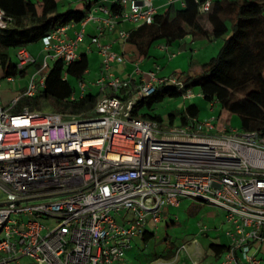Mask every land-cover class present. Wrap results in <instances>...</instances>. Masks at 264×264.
Listing matches in <instances>:
<instances>
[{
    "label": "built area",
    "instance_id": "built-area-1",
    "mask_svg": "<svg viewBox=\"0 0 264 264\" xmlns=\"http://www.w3.org/2000/svg\"><path fill=\"white\" fill-rule=\"evenodd\" d=\"M118 3L114 12L97 7L107 14L102 19L109 28L124 21L151 23L156 14L153 0ZM210 6L204 0L199 8L205 13ZM3 15L0 9V26ZM65 25L41 38V68L49 58L66 64L78 58L83 32L66 39ZM128 35L119 31L124 41ZM99 50L102 76L96 84L118 93L128 81L109 68L123 57L109 45L99 44ZM15 56L17 68L37 61L25 46ZM41 68L7 105L0 93V264H126L130 239L146 230L148 217L157 224L164 208L178 206L185 196L223 210L228 247L214 264H264L258 257L264 245V135L215 125L213 117L165 128L132 116L136 100L157 84L182 86L174 75L152 71L134 96H105L89 114L64 117L26 106L13 111L20 95L33 96L44 86L46 74L35 77ZM194 95L187 89L182 96ZM33 199L40 201L23 203ZM124 209L130 216L123 217ZM40 218L56 223L46 226ZM209 229L199 224L201 234ZM185 250L180 245L175 257Z\"/></svg>",
    "mask_w": 264,
    "mask_h": 264
},
{
    "label": "trees",
    "instance_id": "trees-1",
    "mask_svg": "<svg viewBox=\"0 0 264 264\" xmlns=\"http://www.w3.org/2000/svg\"><path fill=\"white\" fill-rule=\"evenodd\" d=\"M204 0H183V7L171 10L169 7L156 13L151 23H143L129 30L127 41L135 46L139 56H147L150 49L159 42L171 44L187 35L199 37H223L219 51L196 71L175 72L182 86L160 83L149 96L138 98L131 114L134 117L154 120L163 125L161 114L156 106L166 98L182 96L187 89L199 92L205 102L217 103L220 109L235 115L241 132H258L264 135V0H214L205 12L210 28L200 22L195 15L189 27L185 26V15L199 7ZM117 1L110 4L111 11H118ZM5 25L0 26V70L7 76H24L26 66L17 68L11 60L9 49L14 53L19 46H27L58 26L79 22L87 16L90 3L82 7L58 10L57 0H0ZM30 65V64H29ZM88 67L86 55L78 56L75 61L64 63L57 59L46 73L44 86L33 96L19 97L13 111L23 107L39 110L50 106L62 116L89 114L100 99L110 95L124 94L131 98L137 90L133 81L113 93L109 87L103 91L84 93L70 99L74 88L69 77L82 80ZM65 74V76H63ZM198 107L194 103L185 106L178 118V124L188 123L196 117ZM175 115L170 113L168 123L173 124ZM179 206V205H178ZM168 226L167 220H165ZM172 223V222H171ZM153 232L146 229L140 238L147 242ZM209 249L218 259L225 252L228 243L210 242Z\"/></svg>",
    "mask_w": 264,
    "mask_h": 264
},
{
    "label": "rangeland",
    "instance_id": "rangeland-1",
    "mask_svg": "<svg viewBox=\"0 0 264 264\" xmlns=\"http://www.w3.org/2000/svg\"><path fill=\"white\" fill-rule=\"evenodd\" d=\"M71 8H74V5H72ZM218 41L222 43L223 37L218 38ZM37 42L38 41L28 44V49L36 52L39 49V44ZM218 51L219 50L216 51L215 55ZM9 53L11 60L16 61L13 49H9ZM38 54H40V52ZM92 60V55H90L89 67H93L92 65L94 62ZM53 62L52 59H49V64L44 68H41L40 62L30 64L25 69V76L19 77V75H16L13 77V81L7 79L4 75H0L2 102L6 103V105L10 103L14 95L19 94L20 90L25 89L30 75L34 73L36 69L41 68L39 73L35 76L38 79L39 76L47 73ZM189 66L190 64L188 63L187 67L189 68ZM191 66L192 68L196 67L195 65ZM168 73L169 71H166L164 74ZM96 76L97 75H94V70L84 75L82 81L85 83L86 93L95 94L97 92L98 88L92 84L95 82ZM68 80L75 90V95H80L81 87L78 80L73 77H69ZM190 102V99H184L182 96L167 98L161 102L156 111L164 115L173 113L176 118H179L181 108ZM209 107V105L207 106V104H205L199 111V117H204L205 115L209 116L212 112L215 114L221 112L217 103L213 105V111H211ZM39 111L54 112L50 106L41 108ZM226 118H229V120L226 121ZM221 120L227 122L228 125L241 132L238 128V119L235 115H230L228 117V113L222 111ZM161 126L167 127L165 125ZM4 198L5 193L0 190V200ZM38 201H40V199L26 200L23 203L29 204ZM163 211V218L157 224H153L149 217L147 219L148 224L146 229L154 233L151 239L147 242H144L140 237H132V239H130V245L126 248L124 253L126 264H214L221 258L215 259L212 251L208 247L210 242L228 243V237L224 233L225 225L222 223L223 210L220 209V207L208 205L196 198L185 196L180 197L179 206H166ZM122 215L123 217H128L130 216V212L124 209L122 210ZM39 220L46 226H53L56 223L52 218H40ZM165 220L170 223L168 226ZM200 223H206L210 228L206 236L200 233ZM182 244L186 246V250L175 257L176 249ZM258 257L262 260V263H264V245H262ZM24 259L25 258H22L23 262Z\"/></svg>",
    "mask_w": 264,
    "mask_h": 264
},
{
    "label": "crops",
    "instance_id": "crops-1",
    "mask_svg": "<svg viewBox=\"0 0 264 264\" xmlns=\"http://www.w3.org/2000/svg\"><path fill=\"white\" fill-rule=\"evenodd\" d=\"M114 1L117 0H57L59 11L80 8L82 7L83 3H90V9L84 19L79 22H72L65 25L66 27L64 30V37L66 39H73L76 36L75 33L82 30V39L78 42V45L76 47L78 56L84 54L88 59V67L83 73L82 79L85 74H89L90 72H92V70H94V75L97 76L95 82L92 84L98 88L97 92L106 89H100V86L96 84L97 79L102 76L101 68L103 57L99 50V44L109 45L112 50L119 53L123 57V61L116 60L111 63V66L109 68V72L111 73V75L117 76L122 80L128 81L127 85L133 81L137 84V90L141 80L144 77L147 78V72L152 71L157 77H168L170 75H174L175 72H184L185 70L191 72L196 71L202 63L206 62L210 57H213L216 51L219 50L220 46L222 45V43L218 41V38L199 36L193 37L191 35H187L183 39L174 41L171 44H166L163 42L156 43L154 45L155 47L153 46V48L150 49L149 54L147 56H139L135 46L130 44L127 40L124 41L119 38V31L121 29H125L129 32V30L135 28L136 25L124 21L118 22L113 28H109L105 26L103 22L102 18H104L107 14L104 11L98 9L97 7L101 5L109 8L110 4H112ZM210 1L211 3L214 2V0ZM72 5H74V8H71ZM153 5L156 8V13H161L169 7L171 8V10L182 8L183 0H153ZM196 14L200 15L199 18L201 24L205 28H210L205 13L201 12L199 7H196L195 9L190 10L186 13L185 26H190ZM94 38L96 40H93ZM37 43L39 44V49L36 52L31 51L30 49H28V46H25L26 49L37 59L34 64L41 62L44 54L42 41L39 40ZM39 52L40 54H38ZM90 55H92L93 58V67H89ZM49 59L47 60V65L49 64ZM188 63L190 64L189 68L187 67ZM191 65H195L196 67L192 68ZM166 71H169V73L164 74ZM83 84L84 87L83 90L81 89L80 95L76 96L75 90L73 91L72 96L74 98L80 97L84 93H86L85 83L83 82ZM136 92L134 93V95L136 94ZM194 93L195 95L193 97L187 98L191 100L190 103H194L198 107L199 111L200 109H202V107L205 106V104H207V106H210V110L213 111L214 104L211 106L210 103H206L203 98L199 94H197L198 92L194 91ZM121 95L124 96L125 93ZM183 98L186 99V97ZM160 104L161 103L156 106V109ZM185 106L181 108V111L185 108ZM199 111L196 117H190L188 123L192 122L193 120L202 121L205 118L213 117V122L215 123V125H221L222 123L227 124V122H223L221 120L222 111L225 110L220 109L221 112H218L216 114L212 112L211 114H209V116L205 115L204 117H199ZM169 115L170 113H167L166 115L161 114L163 119V125H167ZM229 116L230 114L228 113V117ZM225 120L228 121L229 118H226ZM177 124L178 118L174 117L172 125Z\"/></svg>",
    "mask_w": 264,
    "mask_h": 264
},
{
    "label": "water",
    "instance_id": "water-1",
    "mask_svg": "<svg viewBox=\"0 0 264 264\" xmlns=\"http://www.w3.org/2000/svg\"><path fill=\"white\" fill-rule=\"evenodd\" d=\"M198 200H201V199H198ZM3 204L2 202H0V205Z\"/></svg>",
    "mask_w": 264,
    "mask_h": 264
}]
</instances>
